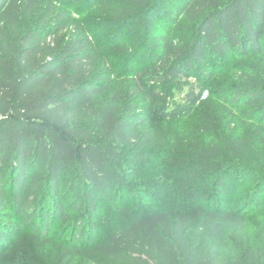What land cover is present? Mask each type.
Returning a JSON list of instances; mask_svg holds the SVG:
<instances>
[{
	"label": "trees",
	"instance_id": "1",
	"mask_svg": "<svg viewBox=\"0 0 264 264\" xmlns=\"http://www.w3.org/2000/svg\"><path fill=\"white\" fill-rule=\"evenodd\" d=\"M97 8L103 27L87 17ZM235 58L253 63L216 99L248 118L249 135L230 141L239 158L264 146V0H0V264H264L248 219H264L260 187L217 208L213 177L190 168L167 205L118 195L126 148L144 156L152 142L146 109L187 117ZM215 178L227 195L224 172Z\"/></svg>",
	"mask_w": 264,
	"mask_h": 264
},
{
	"label": "rangeland",
	"instance_id": "2",
	"mask_svg": "<svg viewBox=\"0 0 264 264\" xmlns=\"http://www.w3.org/2000/svg\"><path fill=\"white\" fill-rule=\"evenodd\" d=\"M94 13L87 17L91 19L90 22L95 21L96 25L97 21H101L103 27L106 21L110 20V16L98 8ZM77 18L83 21L86 16L81 14V17ZM152 21H155L154 16ZM156 25L159 27L157 23ZM137 28L138 26H134L128 34H132ZM143 29L140 27L138 31ZM125 31L127 33L128 29ZM105 53L108 52H103ZM103 54L98 69H102ZM117 61L119 60L111 61L110 59L108 65L112 66ZM252 63L243 58L230 59L227 64L223 63L220 69L214 71L209 81L208 92L204 94L201 103L185 118L160 120L146 109L148 120L145 129L150 131L152 142L146 146L145 152H141L146 153L144 156H137L135 146L126 148L129 155L124 160L122 172L127 186L118 193L122 202L135 205L140 203L143 209L148 207L154 209L160 205L169 204L168 201L178 200L179 183L184 180L190 168L195 171L194 174H199L196 171L203 169L205 170L203 173H210L209 175L213 177L210 187L211 193L215 195L213 199L217 203L215 204L217 208L227 209L231 205L233 209H239L248 200L252 189L256 187L262 189V201H264V146L241 154L239 158L233 157L229 149L230 141L236 134L249 135L251 129L242 126L246 125L248 118L242 110H234L216 99L217 92L228 93L236 89L235 79L231 74L236 70V65ZM119 86L122 87L123 95H126V81L122 80L121 75H116L111 89L114 90ZM104 98L106 99V96ZM222 171L225 174L228 194L216 195L215 177ZM208 200L206 196L204 202L207 204ZM249 208L250 205L245 209ZM248 219L250 243L258 253L264 256V219L260 216V209L251 212ZM198 221L199 218H195L191 224L190 232L193 239L198 236L196 227ZM66 225L64 222L59 223L56 228L60 230ZM105 233L106 231H101L99 237ZM28 255L29 253L24 252L19 254L18 251L16 256L17 259L25 260ZM26 264L30 263L26 261Z\"/></svg>",
	"mask_w": 264,
	"mask_h": 264
}]
</instances>
